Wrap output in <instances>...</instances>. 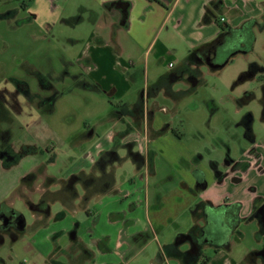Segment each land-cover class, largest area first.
Instances as JSON below:
<instances>
[{
  "label": "crops",
  "instance_id": "1",
  "mask_svg": "<svg viewBox=\"0 0 264 264\" xmlns=\"http://www.w3.org/2000/svg\"><path fill=\"white\" fill-rule=\"evenodd\" d=\"M98 1L102 4V12L100 14L95 10L90 11L89 20L99 29L94 30L86 48L77 57L80 71L73 77L81 85H90L99 94L107 97L112 105L109 118L113 121V127L108 141L98 146L90 163L79 164L74 172L58 181L47 177L40 182L44 183L42 191L34 190L40 193L39 200L34 201L25 192L20 194L33 211L34 223L27 224L25 220L12 241L16 245L21 234L30 229L31 240L23 243L22 247L26 248L27 244L35 247L39 260L33 264H60L58 258L68 255L65 251L73 254L72 259L68 255V264H82L83 259L87 261L86 264L264 262V257L259 252L264 245V221L256 213L257 207L264 203V140L258 141L255 136L252 114L247 112L237 124L245 128L249 144L235 158L229 155V142L222 138L202 143L197 141L189 146L171 122L157 114L156 111L165 106L159 105L156 100L152 105L146 103V99L161 93L166 97H176L178 92L181 93L174 89V84L178 82H184L188 92H193L199 85L206 84L204 67L210 73L218 74L234 61L235 55L248 54L249 49L241 47L243 43L239 36V49L230 54L225 62L216 60L221 49L197 51L192 60L188 59L191 51L220 39L228 30L234 32L244 28L247 34L245 38L250 43L255 40L256 29L264 28V0ZM117 2L127 3L125 18V7L122 9ZM83 20L82 16L81 21ZM178 53H182V60L176 65L175 55ZM149 58H152V62L155 60L157 64H162V68L152 70L149 67ZM166 64L168 69L165 68ZM187 66L193 69L192 75L195 78L187 73L180 79L172 80L167 77L171 72ZM258 68V62H248L247 69L240 72L235 82L247 78L257 80ZM36 71L42 73L37 69L33 71L35 75ZM150 71H155L151 78ZM143 76L151 79V83L146 80L138 92V99L123 100L121 95L132 90L135 81ZM261 83L264 92V77ZM48 93L50 94L49 91ZM232 97L241 106L255 96L251 90H244L242 94ZM112 98H117V102H113ZM261 103L263 109L264 96ZM49 104L48 102L47 106ZM147 106L151 110L149 125L145 119L147 115L144 107ZM207 106L210 114L218 109L213 99L207 101ZM124 117L129 118L125 133L122 129L116 130L120 128L119 122ZM262 119L264 120L263 113ZM83 125L81 135H95L93 127L86 126V122ZM118 136H122L120 140L128 147V152L145 157L152 155L151 160L137 163L128 153L136 170L121 181L115 176V164L112 161L99 165V159L104 153L116 151L111 145ZM222 145L229 147L228 154L224 157L219 149ZM35 150L28 154L37 153L38 148ZM203 151L208 153L206 158ZM195 153H199V156H195ZM160 154H164L167 161L159 162L154 159ZM194 169L203 172L204 185L197 183ZM108 172L111 173L109 180H102L99 184L93 180ZM29 173L35 172L31 170L22 176L19 190L22 187L31 189V186L40 184L36 183V177L23 180ZM54 183L58 184V188L50 190V185ZM79 183L81 189L78 187ZM42 199L50 205L52 201L59 200L61 207L58 211L51 206L44 211V204L39 205V209L34 208L33 204L36 205ZM2 202L12 207L7 199L0 204ZM207 203L212 206L239 203V222L230 233L226 244L215 249L207 243L201 253L187 260L185 253L188 243L185 239L175 243L176 237L180 233L200 237L201 228L206 222L203 210ZM78 211L87 214L91 223L87 229H81L75 220L74 215ZM182 216L185 219L183 226L179 222ZM58 220L64 223H54ZM242 223L256 224L254 234L261 246L244 254L233 250L244 232ZM66 234L70 241L64 245L61 239ZM5 237L6 235L0 240V245L5 242ZM206 248H212L213 254L208 255ZM0 264L30 263L21 258L9 260L0 252Z\"/></svg>",
  "mask_w": 264,
  "mask_h": 264
},
{
  "label": "rangeland",
  "instance_id": "2",
  "mask_svg": "<svg viewBox=\"0 0 264 264\" xmlns=\"http://www.w3.org/2000/svg\"><path fill=\"white\" fill-rule=\"evenodd\" d=\"M19 1L22 0H0V85L13 75L16 78L28 80L32 88L37 89V76L33 71L38 69L42 71L47 81L53 84V90L49 92L53 94L55 91L57 95L52 106L45 107L43 111L36 106H26L25 114H12L10 130L13 149L18 150L24 143H34L38 152L25 155L10 167H4L0 161V202L7 199L12 203V209L23 214L27 224H33V211L20 194L25 192L31 199L37 201L40 197L37 191H42L44 187V183L40 182L47 177H53L58 181L74 172L79 164L90 163L98 146L108 141L113 127V121L109 118L112 105L107 97L99 94L90 85H81L73 77L80 71L77 57L86 48L94 30L99 29L90 22V11L95 10L101 14L102 4L98 0H25L27 3L23 5ZM9 9L16 12L13 17H7L9 14H5ZM77 15L83 16L84 20L73 22L72 18ZM255 32V40L250 45L249 42L245 44V48L249 49L248 54L235 55L234 61L226 65L218 74H212L204 67L206 84L199 85L195 91L188 92L186 84L178 82L174 84V89L181 93L178 92L177 96L173 97L175 100L164 96L163 93L146 99L149 105L156 100L159 105L165 106H162L160 111H156L157 114L169 120L183 135V141L189 146L197 141L202 143L206 140L218 141L222 138L230 144L229 155L238 158L242 148L249 144L245 136V128L237 125L240 118L247 112L253 116L252 127L257 140H264L261 103L264 96L261 83L264 77V28L259 27ZM237 46L234 37L227 39L221 46L216 60L225 61L230 54L238 50ZM175 58L177 65L182 60V53L176 54ZM251 61L258 62V79L247 78L236 83L240 72L247 69L248 62ZM148 63L152 70L162 68V64H157L155 60L152 62V58H149ZM165 68L168 69L167 64ZM152 72L149 73L150 78L153 75ZM146 80L151 83V79L145 76L137 79L132 90L121 95L122 99H138V92L143 88ZM244 90H251L255 97L239 106L232 96L240 95ZM45 92L48 91L45 90ZM210 99H213L218 106L213 114H210L207 106V101ZM111 100L117 102L118 99ZM166 108L169 110L166 111ZM145 119L146 124L149 125L150 117L147 115ZM128 120V117H124L119 122L120 128L116 130L122 129L121 131L124 130L125 133ZM83 122H86V126L94 128V136L81 135L84 128ZM0 124L2 127L6 126L5 122ZM120 138L122 139V136L115 137L111 145L120 157V160L113 162L118 181L134 174L136 170L132 157L128 154V147ZM222 146L219 149L224 157L228 154L229 147ZM202 154L206 158L208 153L203 151ZM195 156L198 157L199 153H195ZM154 159L159 162L167 161L164 154L155 156ZM31 170H34L36 174V183L40 184L31 186V189L22 187L19 190L22 176ZM78 187L82 188L80 183ZM56 188L58 184L54 183L49 189ZM60 207L59 200L52 201L53 210L58 211ZM4 208L5 205L2 202L0 211ZM74 217L83 230L91 225L84 211H78ZM59 222L64 223L62 220L54 221V223ZM179 222L181 226L184 225L183 216L180 217ZM241 227L244 232L233 250L244 254L252 248H260L254 234L256 224L242 223ZM29 230L21 234L16 245L15 241L6 235L5 242L0 245V252L9 260L21 258L30 264L37 262L39 259L35 247L30 244H27L26 248L22 247L23 243L31 240ZM69 241L68 234L61 239L64 245H67ZM212 250V248H206V253L211 255ZM65 253L72 259V253L68 251ZM68 255L60 256L58 262L68 264ZM86 263L87 261L83 259L82 264Z\"/></svg>",
  "mask_w": 264,
  "mask_h": 264
},
{
  "label": "flooded vegetation",
  "instance_id": "3",
  "mask_svg": "<svg viewBox=\"0 0 264 264\" xmlns=\"http://www.w3.org/2000/svg\"><path fill=\"white\" fill-rule=\"evenodd\" d=\"M19 2L23 3V5L24 3H27L25 0ZM5 14H9V16L7 17H13L16 12L9 9ZM35 73L37 75V89H32L28 80L16 78L13 77V75L5 80L3 85H0V115H8V117H11L13 120L12 114H25L26 106H36L41 111L44 110V108L47 106V103L49 102V93L45 92L43 74L39 71H36ZM19 97H21L22 99H19ZM144 109L149 116L151 114V110H149V108L147 109V107H144ZM10 123H6L5 127H2L0 124V130L2 129L1 131H5V133L0 131V160L2 163H11L13 161H16L18 155H23L24 153H33L36 151V146L34 144L28 143L20 145V148L18 150L13 149L14 145L11 140L12 132L10 131ZM128 153L132 155L133 159L137 163L146 159L151 160L152 158L151 154H148L149 156L147 155L145 157L138 153ZM109 160L112 161V163L116 160H120V157L115 150L104 153L99 159V165H103V163ZM33 177H36L35 173H33ZM110 178L111 173L108 172L105 173L104 176L93 180H95L96 183L99 184L100 181L109 180ZM43 204L44 211H47V209H49V207L51 206L49 202H46L45 199H42V201L40 200L38 203H36V205L33 204V207L39 209V207ZM256 213L264 221V203L257 207ZM21 225L22 218L18 217V215L15 214V212L12 211L9 207H5L2 211H0V240L4 235H9L11 238L15 237L16 232L19 231L18 229L21 227ZM184 239L188 243V247L185 253L187 260L192 259L197 254L201 253L204 249V246L207 244L206 240L201 239L198 235L196 236L193 234H188ZM182 240L176 241L175 243H179ZM259 252L264 257V245ZM260 264H264V262Z\"/></svg>",
  "mask_w": 264,
  "mask_h": 264
},
{
  "label": "trees",
  "instance_id": "4",
  "mask_svg": "<svg viewBox=\"0 0 264 264\" xmlns=\"http://www.w3.org/2000/svg\"><path fill=\"white\" fill-rule=\"evenodd\" d=\"M118 4L120 3V5L122 6V9H124L125 4L127 3H121V2H117ZM127 15V9L125 7V9L123 10V17L125 18ZM82 16L81 15H77L75 17L72 18V21L77 23L81 21ZM239 36H241V40H239ZM247 36L244 28L240 29L239 31H230L228 30L225 34H223L221 36L220 39L215 40L213 42L204 44L196 49H194L193 51H191V53L188 56L189 60H192V58L195 57L196 52L200 51V52H207L208 50H213V51H218L219 49H221V46L224 44V42L227 39H231L232 37L235 38V41L237 43V47H239V42L241 41L243 43V46L241 45V47L245 48V44L250 45V41L247 40V38H245ZM245 38V40H244ZM244 40V42H243ZM239 49V48H238ZM246 49V48H245ZM227 60V58H226ZM225 60V61H226ZM223 61V62H225ZM190 74L191 78H195V75L193 74V69H190L187 67L182 68L181 70H178L177 72H171L167 77L169 79H180L183 74ZM44 77V88L45 90H53V85L47 81V78L43 75ZM166 77V78H167ZM94 89V88H93ZM95 90V89H94ZM56 92L54 91L53 94H49V105L52 106L54 99L56 98ZM19 99H22L21 97H19ZM262 113L264 116V107L262 109ZM5 114L0 115V123L1 122H5V123H10L12 121L11 117L4 116ZM2 130V129H1ZM0 130V131H1ZM11 131V130H10ZM175 133L176 130H173ZM4 132L5 131H1ZM2 134V133H1ZM178 134V133H177ZM28 154V153H24L23 155ZM23 155H18V158L16 159V161H13L11 163H3L4 167H9L15 163L18 162V160L23 156ZM193 173L196 177V181L198 184L200 185H204L205 184V179H204V174L201 170L199 169H194ZM33 173H29L27 174L23 180H27V179H33ZM5 207H9L12 211L15 212V214L18 215V217L22 218V214L15 211L14 209H12L10 206L4 204ZM239 203H233V204H222L219 206H212L211 204L207 203L204 205V215L206 218V222L205 224L202 226L201 228V233H200V238L201 239H205L207 243L211 244L214 246V248H218L220 246H223L224 244L227 243L228 238L230 233L237 227V224L239 222V216H238V209H239ZM193 209L195 207H192ZM195 228V226H194ZM192 228V229H194ZM187 236V234H182L180 233L177 237H176V241L182 240Z\"/></svg>",
  "mask_w": 264,
  "mask_h": 264
},
{
  "label": "water",
  "instance_id": "5",
  "mask_svg": "<svg viewBox=\"0 0 264 264\" xmlns=\"http://www.w3.org/2000/svg\"><path fill=\"white\" fill-rule=\"evenodd\" d=\"M25 222V217L22 215V225L24 224Z\"/></svg>",
  "mask_w": 264,
  "mask_h": 264
},
{
  "label": "built area",
  "instance_id": "6",
  "mask_svg": "<svg viewBox=\"0 0 264 264\" xmlns=\"http://www.w3.org/2000/svg\"><path fill=\"white\" fill-rule=\"evenodd\" d=\"M221 19L223 20L224 18H221ZM169 65L171 66V65H172V63H170Z\"/></svg>",
  "mask_w": 264,
  "mask_h": 264
}]
</instances>
